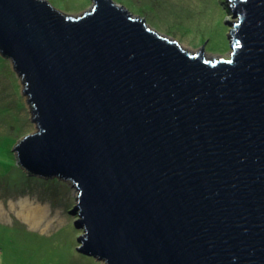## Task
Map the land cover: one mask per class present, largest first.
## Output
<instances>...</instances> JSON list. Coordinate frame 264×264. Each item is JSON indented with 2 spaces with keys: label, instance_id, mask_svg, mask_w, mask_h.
Wrapping results in <instances>:
<instances>
[{
  "label": "water",
  "instance_id": "obj_1",
  "mask_svg": "<svg viewBox=\"0 0 264 264\" xmlns=\"http://www.w3.org/2000/svg\"><path fill=\"white\" fill-rule=\"evenodd\" d=\"M91 1L0 0L35 124L17 164L76 189L77 249L106 264H264V0H231L212 59Z\"/></svg>",
  "mask_w": 264,
  "mask_h": 264
},
{
  "label": "rangeland",
  "instance_id": "obj_2",
  "mask_svg": "<svg viewBox=\"0 0 264 264\" xmlns=\"http://www.w3.org/2000/svg\"><path fill=\"white\" fill-rule=\"evenodd\" d=\"M60 11L79 15L91 0H47ZM145 18L159 34L206 58H227L233 17L231 0H113ZM11 61L0 56V264H105L78 250L84 229L76 226L77 191L55 177L27 174L16 162L14 144L35 132ZM39 203L43 219L33 226L17 215L18 202ZM13 205V207H12ZM38 205V204H37ZM22 222V223H21Z\"/></svg>",
  "mask_w": 264,
  "mask_h": 264
},
{
  "label": "bare ground",
  "instance_id": "obj_3",
  "mask_svg": "<svg viewBox=\"0 0 264 264\" xmlns=\"http://www.w3.org/2000/svg\"><path fill=\"white\" fill-rule=\"evenodd\" d=\"M37 204L33 205L27 198L21 199L18 202V210H17L18 217L22 218V220L28 222L30 225L33 226L40 223L43 219V216L41 215L42 210L41 207L39 206L40 204L39 203Z\"/></svg>",
  "mask_w": 264,
  "mask_h": 264
}]
</instances>
